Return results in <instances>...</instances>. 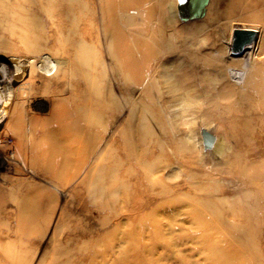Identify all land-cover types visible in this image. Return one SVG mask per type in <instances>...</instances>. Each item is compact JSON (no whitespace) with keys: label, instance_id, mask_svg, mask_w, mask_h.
Segmentation results:
<instances>
[{"label":"rangeland","instance_id":"1","mask_svg":"<svg viewBox=\"0 0 264 264\" xmlns=\"http://www.w3.org/2000/svg\"><path fill=\"white\" fill-rule=\"evenodd\" d=\"M17 1L24 2L0 0V56L26 70L12 82L13 88H24L18 116L12 125L0 126V264H264V215L255 203L264 193V175H252L260 168L254 162L264 160V59L241 98H223L219 91L214 101L231 103L229 110L246 119L253 111L263 116L251 149L239 145L240 134L231 120L216 116L215 105L168 91L177 82L169 73L173 69L182 86L213 79L218 71L203 72L202 58L220 45L224 51L234 26L255 28V41L263 38L264 46V21L242 18L240 6L226 17L227 0H208L201 17L185 20L177 15L178 0H87L84 6L73 0L69 31L23 38L9 32L16 28L12 19L29 12L27 5L16 9ZM126 7L135 10L132 23L117 13ZM113 9L118 30L104 36L101 17L107 24ZM38 18L41 30L55 26L53 17ZM93 30L98 36L85 33ZM131 36L138 46L131 58L133 78L121 77L113 72L112 53L119 71ZM46 57L56 71L46 75L35 69L39 75L29 85L28 60ZM222 57L228 60L229 53ZM94 61L104 76L90 74ZM190 63L193 75L186 71ZM65 69L79 82L76 97L87 95L95 83L85 101L90 106L75 111L64 101L67 92L57 93ZM67 86L75 88L72 82ZM92 98L100 100L99 111ZM184 106L195 110L180 115ZM95 110L98 122L91 118ZM201 127L216 135L209 150L202 148ZM32 137L39 142L31 143ZM23 201L32 206L18 210Z\"/></svg>","mask_w":264,"mask_h":264},{"label":"bare ground","instance_id":"2","mask_svg":"<svg viewBox=\"0 0 264 264\" xmlns=\"http://www.w3.org/2000/svg\"><path fill=\"white\" fill-rule=\"evenodd\" d=\"M24 2L20 3L19 1H17L16 3V9L23 7L24 5H27L28 7V11L24 13V16L21 14H18L17 17L12 19V23L15 24L16 28H13V31H9L10 35H12V33L16 32L17 36L19 37H23L24 36H28V35H35L36 33H46V32H54V34L58 35L62 32H64L66 29L67 31H69V29L67 28L68 22L66 21L67 18L70 17L71 13V2L73 0H23ZM216 4L219 3V0H215ZM87 0H79L77 3H79L80 6H84L86 4ZM3 3V2H2ZM83 3V5H82ZM208 4V0L204 5V12L206 10ZM227 4L228 6H231L227 13H226V17H228L227 15H231L232 13H234V10L236 7L240 6V9L242 10V12H244V15H242V18H247V19H252V20H258V21H264V0H227ZM105 5V4H103ZM101 6V5H100ZM101 8V12L103 11V13H105V7H100ZM108 9V8H107ZM106 9V10H107ZM239 9V10H240ZM176 10H177V3H176ZM9 11V10H8ZM122 11V12H121ZM119 10L117 11L120 19L124 18L126 20V23H132L131 22V17L132 15L135 13V10H133L131 7H126L123 10ZM230 12V13H228ZM240 12V11H239ZM247 12V13H245ZM20 13V12H19ZM217 13V12H216ZM110 14V15H109ZM204 14V13H203ZM107 19L106 22L107 24L104 25V18L101 17V21H102V33L105 36H111L113 35V32L117 31L118 26L117 24L119 23V20L117 19L118 15H116V11L115 9H113L112 12L107 13ZM178 15V12H177ZM39 16L41 17H53L55 19V26H46L45 30L44 29H40L39 27L41 26V19L42 18H38ZM117 16V17H116ZM240 16V15H239ZM118 17V18H119ZM238 17V16H237ZM45 18V19H46ZM99 19V18H98ZM47 21V20H45ZM44 21V23H45ZM235 21V20H234ZM228 22V21H227ZM98 27V26H97ZM85 28V27H83ZM84 30V29H83ZM87 34L90 35H94V36H98L99 33H97L96 31L94 32V30L92 32H85ZM256 36H257V31H256ZM255 36V38H256ZM261 38L263 37L262 35H260ZM9 37V36H8ZM60 38V37H59ZM65 38V37H64ZM3 39V38H2ZM231 39V38H230ZM4 40V39H3ZM229 38L226 39V43L224 46V51H223V47L217 46L216 50H209V52L205 55L204 57V61L202 58V62H201V67L203 69V72L206 71H218V73L215 75V77L213 79H208V77H206L205 79L203 77L199 78L196 82H193V84L191 85H187V86H182L181 82H180V77L177 73L175 74V69H173V71L169 72L172 75H175V80L177 81L174 85V87L169 88L168 91L172 92V94L174 95H178V94H182L183 96H196V100H199L198 97L201 98L202 102L204 103H208L211 104V106L214 107L213 110H215V114L217 117H219V119H229L232 121L233 123V127L235 128V130L240 134V139H239V145L244 144L246 145V147L248 146V148L251 149V140L254 136V134H260L261 133V129H263L262 126V118L260 116V113H255L253 111V113L250 115H248L247 119L245 118V114L244 113H239V114H235L232 113L229 109L231 107V103H218L217 105L214 103V101H216V98L219 96L217 95V93H219V91L222 93V97L223 98H227L228 95H231L236 97V99L241 98L242 95L244 94V88L246 86V84L251 81L253 78H257L259 75V70L262 66V64L264 65V58L258 56L259 54H262V50H264V46H263V38L261 40V42H257L255 41V39L250 43L244 46V51L243 53L239 54V55H232L230 54V50H229ZM64 41V40H63ZM6 43V42H4ZM60 43V42H59ZM130 46H128V48L130 50H128V52H126V58L125 60L123 59V63L121 62V60H119V62L121 63V65H124V69L122 67H120L119 71L117 69V58L115 56V54L112 53V60H113V65L112 67H114L113 72L115 71V73L118 76L121 77H127L128 75L130 76V78L132 77V68L134 69V64L131 60L132 58V54L133 53V49L136 50L138 48L136 41L134 39L133 36L130 37L129 40ZM154 43V42H153ZM6 45V44H5ZM96 45V44H95ZM93 45V46H95ZM55 47V46H54ZM82 47V45H81ZM111 47V46H110ZM95 48V47H94ZM222 48V49H221ZM61 49L63 52H65L66 50H68V47L66 45V43L61 44ZM158 49V47H157ZM227 49V50H226ZM112 50V49H111ZM118 50V49H117ZM116 50V51H117ZM11 51V50H10ZM113 51V50H112ZM34 52V51H33ZM229 53V59H224L222 57V55L224 53ZM155 53V52H154ZM194 53V52H193ZM56 54V53H55ZM66 54V53H65ZM52 55V54H51ZM151 55V54H150ZM157 55V54H156ZM154 55V56H156ZM164 55V54H163ZM246 55H248L247 57H245ZM263 55V54H262ZM66 56V55H65ZM153 56V55H152ZM158 56V55H157ZM35 58V57H34ZM30 59L28 60V67H30L29 70V79H28V84L32 85L34 82V79L37 75H39L38 72H35V69L37 71H39L40 73H46V75H52L55 71H56V67L54 63L50 62V60L48 59V57L46 58H42V59H37L38 62H36L35 59ZM168 57H164L163 61L165 60V62L168 60ZM148 59V58H147ZM47 60V61H45ZM93 60V59H92ZM263 60V61H262ZM19 61V60H18ZM69 61V60H68ZM163 61L161 62V64L163 63ZM196 62V60H193ZM261 61L263 62L261 64ZM71 62V61H70ZM74 63V62H72ZM76 64V63H75ZM78 64V63H77ZM95 61L90 64V69L88 71H90V74L95 77L96 73L100 74L101 76L105 75V70L104 68L101 66H99L100 68L97 69L96 71V66L94 65ZM164 64V63H163ZM12 61L10 59H3V56H0V126L4 127H8L10 125H12V123L15 121V119L17 118V114H16V107H17V103L20 100V97L24 91L23 87H17V88H13L12 87V82L17 81L19 78L22 77L23 75V68H21V65L19 62H15L14 63V68H12ZM83 65V63H82ZM119 65V64H118ZM191 65V63H190ZM78 66V65H77ZM88 66V65H87ZM162 66V65H160ZM164 66V65H163ZM166 66V65H165ZM72 67V66H71ZM195 67V66H194ZM194 67L191 66H186V71H188L189 73H192ZM69 68V67H67ZM66 68V69H67ZM197 68V67H196ZM195 68V69H196ZM65 69V71L62 72V86L59 88V91L57 93H63L64 91L67 92V95H65V92L63 94V98L65 99L64 101H69L73 103L75 111L77 110H81L84 109L85 107L90 106L91 103H89L88 101L85 102L86 100L89 99V96L92 95V91L91 89L93 88V86L95 85L94 82H90L91 84V89L89 91H87V95L85 93H78V96L76 97L75 94H77V92H75V90L77 91L78 88L77 86L79 85L78 81H74L68 74V71ZM185 70V68H183ZM262 69V68H261ZM164 70V69H163ZM191 70V71H190ZM71 71V70H70ZM128 73H127V72ZM196 71V70H195ZM262 71V70H261ZM179 72V71H178ZM181 72V69H180ZM185 72V71H184ZM184 72L183 75L185 74ZM261 74V73H260ZM86 75V74H85ZM182 75V74H180ZM193 75V73H192ZM206 75V73H205ZM134 76V75H133ZM179 76V77H178ZM196 76V74H195ZM204 76V75H202ZM174 77V76H173ZM190 78V77H189ZM194 78V77H193ZM233 78V79H232ZM187 79V78H186ZM191 79V78H190ZM260 79V78H258ZM74 81V82H73ZM186 82V80H184ZM257 81V80H256ZM71 82L73 84H75V88L74 86L71 87ZM189 82V81H188ZM135 83V82H133ZM70 86L69 88H65V85ZM100 84V83H99ZM185 84V83H184ZM183 84V85H184ZM187 84V83H186ZM189 84V83H188ZM250 84V83H249ZM255 84V83H254ZM258 84V83H257ZM154 84H152L153 86ZM67 86V87H68ZM89 86V85H88ZM128 87V86H127ZM58 88V87H57ZM88 88V87H87ZM128 89V88H127ZM58 89H56L57 91ZM133 91V90H132ZM175 91L177 93H175ZM58 95V94H57ZM148 95V94H147ZM220 95V96H221ZM236 95V96H235ZM133 96V94H132ZM59 97V95L57 96ZM61 97V96H60ZM104 97V96H103ZM74 98H77L80 102V106L79 103H75ZM88 98V99H87ZM91 98V97H90ZM186 98V97H185ZM56 99V98H55ZM93 99V98H92ZM115 100V99H114ZM234 100V99H233ZM90 101V99H89ZM117 101V100H116ZM128 101V100H127ZM131 101V100H130ZM239 101V100H238ZM59 102V101H58ZM81 102H85L83 105H81ZM93 102V108H95L96 110H100L101 109V104H100V100L97 101L95 99L92 100ZM129 102V101H128ZM64 103V102H63ZM67 103V102H66ZM88 103V105H87ZM134 103V102H133ZM213 103V104H212ZM54 104V103H53ZM107 104V103H105ZM57 106L59 104H56ZM129 105V104H128ZM55 106V105H54ZM69 106V105H66ZM209 106V105H208ZM207 106V107H208ZM130 107V106H129ZM66 108V107H65ZM91 108V107H90ZM212 108V107H210ZM216 108V109H215ZM239 108V107H238ZM235 108V111H243L242 109H238ZM60 109H62V107H60ZM68 109V107L66 108ZM89 109V108H88ZM206 109V108H205ZM55 110V109H54ZM63 110V109H62ZM69 110V109H68ZM67 110V111H68ZM95 110V111H96ZM134 110V109H133ZM132 110V111H133ZM195 109L191 108V107H182L179 110V114L183 115V113H193ZM211 110V109H210ZM232 110V108H231ZM52 111V110H51ZM66 111V112H67ZM84 111V110H83ZM88 111V110H86ZM85 111V112H86ZM119 111V110H118ZM131 111V112H132ZM223 111V112H222ZM91 112V111H90ZM97 112V111H96ZM95 112V113H96ZM134 112V111H133ZM136 112V111H135ZM212 112V111H211ZM53 113V112H52ZM51 113V114H52ZM61 113V112H60ZM206 113V112H205ZM208 113V112H207ZM225 113V114H223ZM247 113V112H246ZM50 114V115H51ZM64 114V113H63ZM81 114V112H80ZM89 114V113H88ZM68 115V114H67ZM72 115V114H71ZM79 115V114H78ZM91 115V114H90ZM93 117H91L94 121L98 122L99 119L98 117L100 116V113L97 112V114H93ZM54 116V115H53ZM61 116V115H59ZM63 116V115H62ZM77 116V115H76ZM88 116V115H87ZM134 117V116H133ZM26 118V117H25ZM58 118V117H57ZM64 118V117H63ZM65 118L66 117L65 115ZM77 118V117H76ZM35 119V118H34ZM59 119V118H58ZM81 119V118H80ZM83 119V118H82ZM240 119L243 121V124H238V121H240ZM62 120V119H61ZM65 120V119H64ZM85 120V118H84ZM135 120V119H134ZM257 121V120H261L260 124L256 127H254L251 122L252 121ZM36 121V120H35ZM56 122H59V120H56ZM83 121V120H82ZM128 121V120H127ZM240 121V122H242ZM66 122V121H65ZM80 122V121H79ZM95 122V123H96ZM130 122V121H129ZM239 122V123H240ZM68 123V121H67ZM85 123V122H84ZM83 123V126L85 125ZM88 123V120H87ZM92 122L90 121L89 124H91ZM94 123V122H93ZM23 124V123H22ZM33 124V123H32ZM128 124V122H127ZM134 124V123H133ZM77 125V124H76ZM87 125V124H86ZM92 125V124H91ZM90 125V126H91ZM129 125V124H128ZM229 125V124H228ZM25 126V125H24ZM71 126V125H70ZM89 126V127H90ZM93 126V125H92ZM124 126V125H123ZM10 128H14V127H10ZM25 128V127H24ZM30 128V127H29ZM134 128V127H133ZM88 129V128H87ZM92 129V128H90ZM123 129V128H122ZM125 129V128H124ZM123 129V130H124ZM130 129V128H129ZM24 130V129H23ZM36 130V129H35ZM63 130V129H62ZM83 130V129H82ZM7 131V130H6ZM27 131V130H26ZM67 131V130H64ZM72 131V130H71ZM32 132V131H31ZM63 132V131H62ZM84 132V131H83ZM125 132V131H124ZM131 132V130H130ZM1 133V132H0ZM33 133V132H32ZM39 134V133H38ZM15 135V134H14ZM33 135V134H32ZM121 135V133H120ZM34 136V135H33ZM68 136V134H67ZM70 136V135H69ZM68 136V137H69ZM40 137V136H38ZM1 138V137H0ZM18 139H20L21 141L24 139L22 136L18 135L17 137ZM62 138V137H61ZM125 138V137H124ZM16 140V139H15ZM19 140V141H20ZM116 138H114V142L116 143ZM241 140V142H240ZM1 141V140H0ZM31 143H37L39 142V140H36L34 137L30 138ZM62 141V140H61ZM67 141V140H66ZM78 141V140H77ZM76 141V142H77ZM50 142V141H49ZM64 142V141H63ZM68 142V141H67ZM199 142V141H198ZM62 143V142H61ZM60 143V144H61ZM70 143H72L70 141ZM59 144V145H60ZM68 144V143H67ZM66 144V145H67ZM74 144V143H73ZM14 145V144H13ZM78 145V144H77ZM22 146V145H21ZM57 146V145H56ZM76 146V145H75ZM44 147V146H43ZM61 148V147H60ZM70 148V146H69ZM66 149V148H65ZM215 149L220 152V147L219 145L215 144ZM19 150V149H18ZM30 150V149H29ZM32 150V149H31ZM42 150V149H41ZM44 150V149H43ZM48 150V149H47ZM16 151V150H15ZM33 151V150H32ZM31 151V152H32ZM60 151V150H59ZM21 152V151H20ZM29 152V151H28ZM35 152V151H34ZM61 152V151H60ZM72 152V151H71ZM69 153L70 154L72 153ZM22 153V152H21ZM56 153V151H55ZM83 154V152H81ZM81 154V155H82ZM38 155V154H37ZM59 155V154H58ZM61 155V154H60ZM11 157H13V153L11 151V155H9ZM57 156V155H56ZM72 156V155H71ZM80 157V155H78ZM84 157V155H82ZM37 157V156H36ZM41 159L40 156H38ZM37 157V158H38ZM9 158V157H8ZM67 158V157H66ZM3 159H6L5 156H3ZM30 159V158H29ZM84 160V159H83ZM39 161V159H38ZM43 161V160H42ZM255 161V160H254ZM1 162V161H0ZM4 163V162H3ZM30 163V161H29ZM253 163V162H252ZM254 163H257L256 166L263 168L264 169V160H259L255 161ZM85 164V163H84ZM9 165V164H8ZM67 165V164H66ZM5 166V165H4ZM38 166V164H37ZM43 166V164H42ZM10 167V166H9ZM40 167V166H39ZM84 167V166H83ZM8 168V167H7ZM6 168V169H7ZM42 168V167H41ZM73 168V167H72ZM258 169L257 172L253 173V177L255 178H262L264 175V171L261 169ZM83 169V168H82ZM20 171V170H19ZM79 171V170H78ZM12 179V178H11ZM65 181V180H64ZM3 203V202H2ZM255 203L257 204V206L261 209L262 214L264 215V193L261 196V198H257L255 200ZM1 205V204H0ZM3 205V204H2ZM101 205V204H100ZM32 206V204L30 202H18L16 204L15 207H17L18 210H23V209H29ZM3 207V206H2ZM102 207V206H100ZM1 208V207H0ZM16 211V210H15ZM249 211H254L253 209H249ZM38 212V211H37ZM51 216V215H49ZM17 217V216H16ZM251 219V218H250ZM18 222V221H17Z\"/></svg>","mask_w":264,"mask_h":264},{"label":"water","instance_id":"3","mask_svg":"<svg viewBox=\"0 0 264 264\" xmlns=\"http://www.w3.org/2000/svg\"><path fill=\"white\" fill-rule=\"evenodd\" d=\"M207 0H178L177 12L180 19L201 17ZM256 36V29L246 26H234L231 31L230 54L243 53L244 46L250 44ZM200 138L203 150L213 147L216 135L205 127L200 128Z\"/></svg>","mask_w":264,"mask_h":264}]
</instances>
